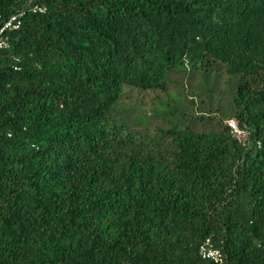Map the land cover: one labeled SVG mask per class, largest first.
Listing matches in <instances>:
<instances>
[{"label":"trees","instance_id":"16d2710c","mask_svg":"<svg viewBox=\"0 0 264 264\" xmlns=\"http://www.w3.org/2000/svg\"><path fill=\"white\" fill-rule=\"evenodd\" d=\"M21 9L0 264H202L206 238L264 264V0H0V23Z\"/></svg>","mask_w":264,"mask_h":264},{"label":"built area","instance_id":"2783aa9c","mask_svg":"<svg viewBox=\"0 0 264 264\" xmlns=\"http://www.w3.org/2000/svg\"><path fill=\"white\" fill-rule=\"evenodd\" d=\"M28 9L33 13H44L45 8L39 5L28 4ZM25 10H17L15 13L11 14L8 18L4 19L0 23V51L6 49L10 46L9 38L7 33L15 31L20 28L22 23L23 15ZM16 69V68H15ZM226 125L232 135V137L238 142L245 143L249 136V130L245 128H240L237 120L234 118L226 120ZM198 257L202 261V264H224L225 255L217 248L213 242L206 238L201 242L198 247Z\"/></svg>","mask_w":264,"mask_h":264}]
</instances>
